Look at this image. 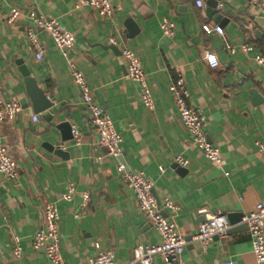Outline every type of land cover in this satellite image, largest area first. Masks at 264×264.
<instances>
[{"label":"crops","instance_id":"1","mask_svg":"<svg viewBox=\"0 0 264 264\" xmlns=\"http://www.w3.org/2000/svg\"><path fill=\"white\" fill-rule=\"evenodd\" d=\"M111 2L122 9L114 19L78 8L75 0H0V97L28 106L15 121L0 125V140L19 170L13 182L0 174V264H50L33 248L49 202L57 204L61 248L70 264H89L97 242L113 253L116 264L131 262L139 244L159 242L133 191L119 179L117 161L99 146L70 64L85 75L95 101L121 135L122 161L153 181L160 201L174 202L177 209L163 210V215L187 240L208 215L245 214L264 203V157L257 147L264 144V68L256 62V56L264 57V9L251 0ZM13 10L20 15L10 24ZM31 12L57 19L74 36L67 58L45 30L35 27L44 51V59H36L27 35ZM166 18L176 25L173 38L161 31ZM207 23L220 26L223 36L205 34L202 26ZM112 39L117 46L109 43ZM244 45L254 50L245 52ZM122 47L141 59L153 111L128 78ZM208 52L217 55L218 68L204 60ZM22 67L52 102L50 120L35 113ZM178 70L186 81L189 105L208 120V138L221 151V166L205 158L181 123L170 91ZM73 129L81 133L80 146ZM57 143L64 154L57 153ZM177 156L188 160V166L176 164ZM70 184L76 193L68 202L63 195ZM238 226L207 249L189 240L182 264H256L248 228ZM16 238L19 258L14 256ZM154 264L165 263L155 257Z\"/></svg>","mask_w":264,"mask_h":264},{"label":"built area","instance_id":"2","mask_svg":"<svg viewBox=\"0 0 264 264\" xmlns=\"http://www.w3.org/2000/svg\"><path fill=\"white\" fill-rule=\"evenodd\" d=\"M75 1L78 8L93 9L102 17L108 19H114L122 10L119 6H114L111 0ZM251 3L264 9V0H251ZM197 5L199 7L203 6L201 1H198ZM19 15L20 12L18 10H13L9 23L15 22ZM28 17L32 23V27L28 29L27 35L37 50L36 59L42 61L44 59V51L38 44L35 27L45 30L55 45L63 52L64 57L67 58V51L75 44L74 36L57 19H42L37 17L34 12H31ZM160 28L165 37L173 38L175 36L176 25L171 20L164 19L161 22ZM202 30L207 35L217 34L223 36L224 34L220 26L208 23L202 26ZM109 43L114 46L118 45L113 39ZM242 48L245 52L254 50L250 45H244ZM226 49L232 53L234 52V48L231 46H227ZM121 56L126 65L128 78L140 88L142 103L148 110L153 111L155 103L152 89L141 59L134 51L126 47L121 48ZM204 60L213 69L219 67V60L215 53H206ZM256 62L264 68L263 56H256ZM70 67L71 78L80 88L83 104L90 113V121L95 129L99 146L106 149L108 156L117 161L119 179L127 188L133 191L141 214L159 238V242L154 244H139L135 249L134 259L127 264H154L155 257L162 258L165 264H182L183 255L189 241L186 236L178 232L175 223L163 215V210L177 209L174 202L169 198H164L160 201L154 193L153 181L145 173L131 171L127 168L126 164L122 161V137L115 129L111 117L95 101L93 91L85 75L72 64H70ZM170 91L174 96L181 123L191 136L196 148L213 165L221 166L223 163L221 151L208 138V120L202 110L189 105L190 94L186 81L179 70L177 71V79L171 85ZM23 109L24 107L21 103L0 97V125L15 121ZM33 121L38 122V116H33ZM72 134L76 146H80V131L73 129ZM257 147L259 153L264 157V144L258 142ZM175 163L179 166L187 167L189 161L182 156H177ZM160 169L161 172H164V168ZM0 174L10 182L16 181L19 176L18 165L11 156L8 145L2 140H0ZM225 175L226 177L230 176L229 173ZM75 193V185L70 184L67 192L63 195V199L69 202ZM58 221L57 204L54 202L47 203L44 207V225L42 230L34 236L33 248L36 251L43 252L50 264H70L62 252ZM242 223L248 228L256 264H264V203L258 204L252 210H247ZM231 228L225 215H208L206 220L200 224L198 233L192 237L191 241L198 243L203 249H207L215 238L227 237ZM94 248L96 253L91 258L89 264H116L113 253L105 250L99 242L94 244ZM21 255L20 240L16 238L14 256L19 258Z\"/></svg>","mask_w":264,"mask_h":264},{"label":"water","instance_id":"3","mask_svg":"<svg viewBox=\"0 0 264 264\" xmlns=\"http://www.w3.org/2000/svg\"><path fill=\"white\" fill-rule=\"evenodd\" d=\"M20 73L22 75V77L24 78V82L27 88V92L30 96V99L32 101L33 104V109L35 111V113H45L44 114V118L46 120H50L51 118H53V116L48 112L51 107H52V102L47 98V96L45 95L44 91L39 87V85L37 84L36 80L34 78L30 77V72L26 67H22L20 68ZM28 106H24V108H27ZM66 141V139L64 140ZM56 147L58 148L57 153L58 154H64L61 150L60 144L57 143L55 144ZM244 217V214H229L227 216V219L230 223V225L233 227H235L237 224H241L240 227L241 229L247 228V226L245 224L242 223V219ZM236 227V228H238ZM234 228V229H236ZM233 231V228L230 230ZM229 231V232H230ZM192 238H188V241L191 240Z\"/></svg>","mask_w":264,"mask_h":264}]
</instances>
